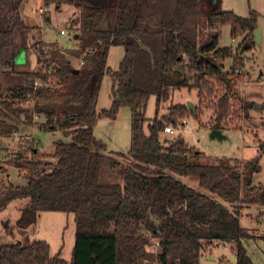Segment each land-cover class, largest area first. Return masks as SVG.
Listing matches in <instances>:
<instances>
[{
  "label": "trees",
  "instance_id": "16d2710c",
  "mask_svg": "<svg viewBox=\"0 0 264 264\" xmlns=\"http://www.w3.org/2000/svg\"><path fill=\"white\" fill-rule=\"evenodd\" d=\"M23 2L0 0V76L14 81L0 116L32 121L21 105L34 100V113L46 119L44 127L62 131L69 140L54 145L53 164L26 161L32 174L25 186L0 182V211L9 202L27 200L16 223L22 232L41 214L73 215L69 264H200L201 253L214 243L233 244V264H251L241 244L251 236L240 225V206L264 205V187L252 186V176L260 173L258 162L247 163L242 171L229 161L201 164V154L180 137H163L166 127L177 130L189 117L198 119V110L194 115L184 105H171L160 117L158 107L168 91L196 90L199 102L211 98L213 79L223 85L224 94L215 104L210 131L222 132L232 91L222 62L235 63L240 50L220 48V31L227 26L232 40L244 36L253 45L258 15L250 11L239 18L222 11L220 0H42L45 8L74 9L68 26L78 45L64 53L57 45L46 48L39 30L26 25L20 16ZM111 47L124 51L115 72L107 70ZM18 50L36 57V70L16 65ZM69 58L81 63L77 73ZM230 70L232 75L234 67ZM105 75L112 82L111 106L97 114ZM37 81L42 85L35 87ZM51 84L57 89H49ZM151 97L157 110L145 126ZM251 106L245 103L244 109ZM122 108L131 116L130 149L125 155H105L93 128L98 119L114 120ZM15 132L16 124L0 122V137ZM260 147L264 155V144ZM105 159L120 184L101 181ZM174 176L195 180L200 190L232 209ZM152 240L158 243L155 252ZM26 243L0 246V264H67L50 258L46 242Z\"/></svg>",
  "mask_w": 264,
  "mask_h": 264
},
{
  "label": "rangeland",
  "instance_id": "374dc122",
  "mask_svg": "<svg viewBox=\"0 0 264 264\" xmlns=\"http://www.w3.org/2000/svg\"><path fill=\"white\" fill-rule=\"evenodd\" d=\"M221 10L230 12L239 18L245 19L249 12L253 11L258 15L257 27L261 30L260 44H251L244 36L238 39L230 37L229 27H223L220 31L219 47H230L234 52L245 43L251 47L243 53L238 52V58L234 63L232 59L222 62L223 72L228 74V79H232V91L229 98L230 111L222 123L223 134L227 140L218 142L210 140V128L213 125L214 107L217 100L224 94L222 84L212 79L213 94L211 98L198 100L197 91L188 92L186 89L180 91H168L158 107L160 117L168 114L171 105H184L191 103L195 110H198V119L189 117L184 121V126L175 130V135H164L165 138L180 137L188 148L194 149L201 154V164H213L219 161H229L236 169L243 170L247 163L258 162L259 174L252 176V186L264 187V155L260 145L264 144V82H263V58H264V0H220ZM207 3V10L211 9ZM74 9L69 6H62L59 10L53 7L45 8L42 0H24L20 7V16L26 25L39 30L40 39L46 48L57 45V48L66 53L67 50L77 48L74 31H69V22L73 18ZM60 31H65V36L60 35ZM35 34V32H34ZM254 36V35H253ZM254 37H252V40ZM22 58H17L16 65L29 66L30 70H36V57L29 56L27 52L18 50ZM124 56V51L119 47H111L107 57V70L117 71ZM18 57V55L16 56ZM22 60V61H21ZM74 69L80 67L79 60L69 58ZM234 72L231 75V68ZM261 74V77L259 76ZM14 81L10 77L6 79L0 76V110L2 104L10 101L9 86H13ZM51 90L57 89L55 84H51ZM112 82L109 75H105L97 98L96 112L100 114L109 111L111 106ZM249 103L251 108L244 109V104ZM22 109L28 110L24 104ZM157 107L156 98L148 100L144 111L145 126L155 117ZM30 111V110H28ZM188 111V109H187ZM189 112V111H188ZM7 114V113H6ZM17 125V132L9 136L0 137V175L3 186L26 185V181L31 176L32 170L26 166V161H36L39 163L55 162L51 158L54 145L57 142H66L68 137L60 130L56 124L44 127L46 119L38 116L36 120H28L21 117L18 121L11 118L3 119L0 122ZM31 121V122H30ZM2 128V127H1ZM54 129V130H53ZM15 134V135H14ZM93 136L96 141L105 146V155L110 153L127 154L131 143V116L128 108H122L114 120L98 119L93 128ZM33 149L32 155L28 149ZM182 184L194 188L195 190L207 194L216 202L232 209L230 205L219 200L216 196L203 192L197 186L195 180L185 177L174 176ZM101 181L107 184H120L115 176L109 172L106 159L103 161L101 169ZM28 204L27 200H14L9 202L0 211V246L14 244L19 241L23 244L34 241H44L49 246L50 258L59 257L67 264L70 263L74 238L76 233L75 217L71 214L44 213L41 214L37 223L22 232L17 228V220L21 210ZM240 225L246 229L251 239L243 240L242 247L245 249L251 264H264V242L261 237L264 234V205L241 206ZM154 240L151 241L153 245ZM233 244L214 243L205 249L200 255V264H233L234 258ZM154 252L155 247H150Z\"/></svg>",
  "mask_w": 264,
  "mask_h": 264
},
{
  "label": "water",
  "instance_id": "95a60500",
  "mask_svg": "<svg viewBox=\"0 0 264 264\" xmlns=\"http://www.w3.org/2000/svg\"><path fill=\"white\" fill-rule=\"evenodd\" d=\"M260 30H255L254 31V44H260V41H261V36H260ZM251 46L249 45V43H245V45L241 48L240 50V53H243L244 51H246L247 49H249ZM19 54V52L17 53ZM78 70H74V73H77ZM260 77H261V72L259 73ZM187 109L190 113H193L195 115V107L191 104V103H188L187 104ZM209 139L210 140H216L218 142H222V141H225L227 140V136L223 134V132L221 131H211L210 134H209ZM231 262H235V258H231Z\"/></svg>",
  "mask_w": 264,
  "mask_h": 264
},
{
  "label": "built area",
  "instance_id": "2783aa9c",
  "mask_svg": "<svg viewBox=\"0 0 264 264\" xmlns=\"http://www.w3.org/2000/svg\"><path fill=\"white\" fill-rule=\"evenodd\" d=\"M60 35H64L65 36V31H60ZM232 42H233V40H232ZM81 64V63H80ZM42 84L39 82V81H37L36 83H35V87H39V86H41ZM24 105H25V107L28 109V110H30L29 112L32 114V118L34 119V120H36L37 118H38V115L37 114H35L34 113V100H29V101H27V102H25L24 103ZM175 130L171 127V126H169V127H166L165 129H164V134L165 135H169V136H173L174 134H175V132H174ZM0 178H1V175H0ZM0 182H2V180L0 179ZM157 246H158V243H157V241L156 240H154V243H153V245L151 244V247H155V248H157Z\"/></svg>",
  "mask_w": 264,
  "mask_h": 264
},
{
  "label": "crops",
  "instance_id": "0c3cea01",
  "mask_svg": "<svg viewBox=\"0 0 264 264\" xmlns=\"http://www.w3.org/2000/svg\"><path fill=\"white\" fill-rule=\"evenodd\" d=\"M261 31V30H260ZM25 53V52H24ZM22 58V54H18V59L20 60ZM22 61V60H21ZM15 135V134H14Z\"/></svg>",
  "mask_w": 264,
  "mask_h": 264
}]
</instances>
